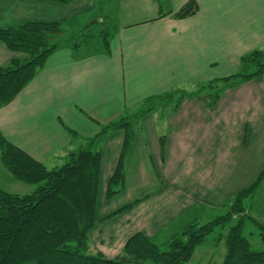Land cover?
Masks as SVG:
<instances>
[{"label": "crops", "instance_id": "0c3cea01", "mask_svg": "<svg viewBox=\"0 0 264 264\" xmlns=\"http://www.w3.org/2000/svg\"><path fill=\"white\" fill-rule=\"evenodd\" d=\"M187 1L0 0V29L28 21H64L66 28L79 24L83 14L93 17L96 7L103 4L114 17L113 29L108 26L109 52L105 53L99 44L91 51L80 52L64 45L51 53L17 96L0 107V134L47 168L57 167L69 150L95 136L101 125L129 116L146 99L174 87L230 74L238 68L243 54L257 48L264 50V0H195L197 11L193 15L173 16ZM24 57L10 51L0 40V67L13 58ZM243 87H254L255 93L264 98V74L226 89L212 107L199 96L182 99L181 106L169 113L166 136L158 137L159 132H152L153 124L133 129L134 138L123 161L125 188L110 199L114 201L112 207L106 208L107 202L99 204L98 217L137 201L96 224L89 235L90 253L100 248L106 257L113 258L136 232L152 241L164 233L163 240L167 241L197 217L190 215L187 223L180 222L186 210L223 205L234 191L233 187L229 191L218 185L228 186L226 180L231 179L226 177L228 168L223 169L232 165L231 150L230 160L228 152L214 150V140L206 136L222 130L212 126L192 130L178 124L189 114L197 118L212 113L225 93ZM156 111L150 108L145 115L150 118L156 113L154 116L163 120L164 113ZM241 116L238 119L244 121L236 129L239 134H248L250 128L254 134L256 128H264V123L257 126L251 121V114ZM214 119L218 117L212 115L210 120ZM226 130L234 133L232 128ZM147 134L151 137L147 138ZM123 138V130L117 129L109 132L102 143L101 184L106 183L116 166ZM191 141H196L194 149ZM226 142L240 149L245 147L246 139L231 137ZM112 147L114 154L105 163L106 152ZM4 169L2 165L0 174L9 173ZM257 219L264 224L263 215Z\"/></svg>", "mask_w": 264, "mask_h": 264}, {"label": "trees", "instance_id": "16d2710c", "mask_svg": "<svg viewBox=\"0 0 264 264\" xmlns=\"http://www.w3.org/2000/svg\"><path fill=\"white\" fill-rule=\"evenodd\" d=\"M196 11V1L188 0L173 16L183 18ZM64 25V21H28L0 29V40L5 46L25 55L23 59L13 58L9 64L0 67V107L11 102L44 66L51 53L60 47L69 45L74 52L87 51L89 42L98 40L103 51L109 52L111 32L108 26L101 25L95 34L84 35L77 30L72 41L64 44L67 32ZM82 36L83 41L79 38ZM263 74L264 50L257 48L243 54L239 59V71L206 83L205 88L211 90L214 83H223V86H215L212 92L208 91L207 106H214L226 89ZM171 95L167 92L150 97L144 103ZM185 96L189 93L181 91L177 104ZM198 96L203 99L202 94ZM146 111L148 108L144 109ZM131 117L101 125L95 136L69 150L65 161L53 168H47L0 134V161L4 168L14 179L35 185L31 192L23 194L0 188V264H184L208 234L216 227H224L234 216L236 222L220 237L226 248L221 264H264V224L246 213L242 205L243 198L252 195L264 179V167L247 187L238 190L225 214L203 224L188 223L165 242L166 250H161L145 234L136 232L126 240L121 253L113 258L100 252H89V235L96 224L137 201L98 217L99 197L108 201L125 188L123 161L133 140ZM117 129L124 132L120 154L104 191L100 192L101 146L108 133ZM71 135L76 136L73 132ZM247 224L256 228L261 249L252 248L244 229Z\"/></svg>", "mask_w": 264, "mask_h": 264}, {"label": "rangeland", "instance_id": "374dc122", "mask_svg": "<svg viewBox=\"0 0 264 264\" xmlns=\"http://www.w3.org/2000/svg\"><path fill=\"white\" fill-rule=\"evenodd\" d=\"M94 14L92 15L93 17L87 15V13L83 14L81 15L80 18L82 21L79 24L76 23L71 25L70 27L67 26L66 27L67 32L64 37L66 41H64L63 43L65 44L66 42L67 43L71 42L72 38L75 37L76 34L75 31L77 30H81L82 33L85 35V34H95V32L100 28L101 25H106L109 26L110 29H113L114 24L112 23L113 21L112 19H114V17L112 14H110L108 7L107 8L104 7V4L99 5V7H96ZM99 20L100 22H98ZM79 38L82 39V41L84 39L83 36ZM89 44L90 47H87V49L93 50L95 47H98L100 43L98 40H91ZM232 71L229 73L233 74L239 71V66L238 68H236V70H234V72ZM227 75L229 74L227 73ZM208 81L200 82L198 84L188 83L185 86H181L179 88L174 87L169 91V93L172 94L171 96L169 97L166 96L163 99L156 98L154 100L149 101L148 103H142L132 112V114L129 115V117L133 116L130 118V120H132V125H130V128L142 129L144 127H149V124L150 125L153 124L152 132H154L153 130L159 132L158 137L163 134L166 136V132L170 128V125L167 124L168 122L166 120H168L169 118L170 111H172V109H176L180 105V103L177 104V99L181 91L189 93V96H185V98L194 97V96L198 97V95L202 94L203 95L202 102L206 103L207 101L206 97L209 96L208 91L212 92L216 87L223 86L222 82H216L214 83L215 85L211 87L212 90L206 89L205 87ZM247 87L245 88L243 87L239 90L234 89L233 91H228L229 92L228 94L225 93L224 99L221 100L222 102L218 105V107H216V109L212 110V113L208 115L205 113L202 116H198L197 118L193 117L194 116L193 114H189L188 116L189 118L182 120V122L178 124L181 127H185L187 129H192V130L194 128L196 129L202 128L206 130L209 129L210 126L218 127L219 129L222 130V132L217 134L209 135L207 133L206 136L214 140V144L211 145L214 150L219 149L225 151V154H227L228 152V159H230L229 151L231 150V158L233 160L232 165H230L229 167L226 165V167L223 168L224 170L228 168L227 169L228 174L226 177H230L231 179L226 180L228 186L221 184L218 185L227 188L229 191L232 190V187L234 189L232 194L230 193V195L225 199L223 205H220L218 207H212L209 209L196 207V206L194 208L192 207L190 208L189 211L186 210L184 212L183 216L180 219V222L182 221L187 223L190 215H195L197 217L194 218L195 220L193 219V221H197L198 223L203 224L219 215L225 214L229 210L230 205L236 193L238 192L239 187L242 188L247 187L255 179L256 177L255 175L259 173L258 169L260 168V166L262 167L264 166V128H260V131H258L256 128L254 134L252 128L248 130V134H244V131L239 134V131L236 130L240 128L239 126H241L244 121L242 119H238L239 117H242L241 115L243 114H247V113L251 114V116L253 117L251 121L256 122L257 126L258 124H260V122L264 123V98L262 95L261 97L255 93L254 87H249V88ZM222 95H224V92L222 93ZM221 96L219 97V100ZM154 107L155 110H157L156 112L164 113L162 114L163 120H158V118L154 116L156 115V113H154V115L150 118L148 117V115H145L146 113L144 112L145 108L153 109ZM212 115L214 116V118L217 116L218 119L210 120V117ZM228 128H232L234 130L233 131L234 133L227 131L226 129ZM152 135H154V133H152ZM149 137H151V135L147 134V138ZM192 137L196 139H200V136L198 138L197 136H192ZM231 137L235 139L236 138L242 139V137H245L246 139L245 147L240 146L239 149L233 147L234 146L233 145L231 148L229 146V143L226 142ZM215 140H217V142H215ZM194 143H196V141L195 142L191 141L189 143L192 149H194ZM111 146H113V143ZM118 146L119 145L117 144V147ZM111 154L112 156L114 154L113 147H112V151L111 149H109L106 152L105 163H109ZM64 161L65 160H63V162ZM63 162H61L59 165H61ZM228 164L231 163H229L228 161ZM0 170H2V165L0 166ZM2 172L4 173L0 174V182H1L0 188L4 189L5 191L11 193L23 194V193H29L35 188V185L18 181L14 179L13 176L10 175L9 173H8L9 175L5 173L6 171H2ZM130 183L135 184L133 180H131ZM100 186H101L100 192H103L105 188V184H101ZM150 187L153 188L154 185H151ZM115 198H114L115 201L119 202V199H117V197ZM104 200L105 199H103L102 196L101 198L99 197L100 206L103 204V202H107L105 203L106 208H110L114 205V201L112 200L104 201ZM242 205L245 209V212L249 213L256 219L261 215H263L264 217V211L262 210V207L264 206V179L261 181V183H259V185L256 187L252 195H247L246 197L243 198ZM235 222H236V216H234L224 227H216L210 234L206 236L203 243H201L195 248L191 259L184 264H221L225 255L226 248H225L224 240L220 239V237L221 235L225 234V232L229 229V227ZM244 229L249 241L251 242L252 248L257 250L261 249L262 245L257 235L256 228L250 224H247L245 225ZM108 231L112 232V229L108 227ZM162 234L160 238L155 239L154 242L159 245L161 250H166L167 248L164 242L166 240H163ZM97 251L104 255V253L101 251L100 248H98Z\"/></svg>", "mask_w": 264, "mask_h": 264}]
</instances>
